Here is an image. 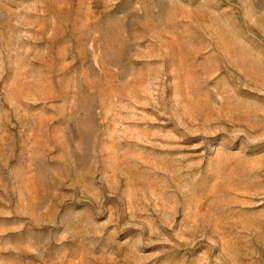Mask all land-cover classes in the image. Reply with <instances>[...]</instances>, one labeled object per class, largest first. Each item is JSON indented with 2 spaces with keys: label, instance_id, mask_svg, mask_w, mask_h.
Segmentation results:
<instances>
[{
  "label": "rangeland",
  "instance_id": "obj_1",
  "mask_svg": "<svg viewBox=\"0 0 264 264\" xmlns=\"http://www.w3.org/2000/svg\"><path fill=\"white\" fill-rule=\"evenodd\" d=\"M0 264H264V0H0Z\"/></svg>",
  "mask_w": 264,
  "mask_h": 264
}]
</instances>
